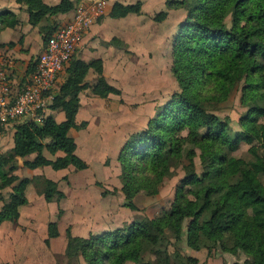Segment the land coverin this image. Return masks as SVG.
I'll use <instances>...</instances> for the list:
<instances>
[{"label": "trees", "instance_id": "16d2710c", "mask_svg": "<svg viewBox=\"0 0 264 264\" xmlns=\"http://www.w3.org/2000/svg\"><path fill=\"white\" fill-rule=\"evenodd\" d=\"M27 7L29 23L37 27L44 19L64 15L75 9L72 0L48 5L44 0H18ZM142 2L124 5L116 2L110 16L114 19L142 14ZM169 9H184L186 21L181 24L172 43L174 66L172 74L179 91L174 93L147 127L130 135L119 152L121 178L125 182L127 206L137 210L131 202L142 191L156 193L159 184L169 174L171 164L178 160L188 144H201L203 173L198 176L191 150L186 180L178 187L171 209L161 216L134 222L126 228L92 234L88 238L68 232L67 256L79 257L85 264H195L178 251L171 255L172 240L182 242L187 221V242L190 248L223 249L233 254L240 251L249 259L244 264H264V0H167ZM167 11L154 20L164 22ZM232 17L231 27L227 19ZM20 25L10 11L0 13V33ZM59 25L46 27L45 45ZM112 44L124 47L119 39ZM4 45L0 44V48ZM37 64V61H36ZM35 64V67H36ZM33 67L28 75L34 71ZM90 70L99 76L92 92L100 98L121 91L104 78L101 60L85 63L74 57L66 69L52 104V111H61L66 120L58 123L54 117L44 119L43 125H17L14 147L0 155V193L12 189L10 202L0 209V226L4 222L17 223L21 207L29 203L26 191L30 185L48 203L59 202L66 194L58 183L43 176L21 179L16 172L19 159L25 167L37 169L51 166L55 171L70 167L78 171L89 168L77 154L75 139L70 131L86 129L87 122L77 123L81 108L80 94L87 88ZM245 82L241 98L247 114L241 119L242 131L234 132L229 120L209 111V104L228 100L234 89ZM187 133L183 136V133ZM47 139L51 141L45 143ZM252 146L254 160L238 165L229 152L241 143ZM258 143V146L255 145ZM63 152V157L49 160ZM36 155L34 160L29 157ZM66 178V177H65ZM194 186L196 199L189 197L186 186ZM49 239L60 236L59 226L51 222ZM147 255L154 260H145Z\"/></svg>", "mask_w": 264, "mask_h": 264}, {"label": "rangeland", "instance_id": "374dc122", "mask_svg": "<svg viewBox=\"0 0 264 264\" xmlns=\"http://www.w3.org/2000/svg\"><path fill=\"white\" fill-rule=\"evenodd\" d=\"M72 1L76 5L81 3V0ZM123 1L135 4L138 0ZM147 3L149 7L143 9L144 14L141 18L129 16L126 19H111V23H115L116 26L120 23L117 36L123 37L129 45L128 48L114 45L120 50L118 58L123 71L114 82L123 88L124 94L118 100L120 99L119 101L127 107L121 106L120 110L117 108L119 101L106 103L98 97L96 98L98 102H95L88 93L84 96L82 114H79L78 121H82L83 117L90 118L91 114L95 113L98 116L94 118L91 129H96V121L101 123L104 129L92 135L82 131L77 138L74 135L77 132L71 131L78 145V156L88 162L91 169L78 171L71 167L56 172L52 168L33 171L21 166L17 172L21 178L32 179L46 170L51 172L49 176L57 182L63 178L59 182V189L66 194L65 199L49 204L45 197L31 186L27 191V197L33 200V204L31 208L24 209L23 216L28 219L34 213L32 229L41 233L45 231L47 221L58 224L61 233L59 239L53 240V243L58 242L52 245V264H85L79 257L66 255L69 231L73 236L88 238L92 234H104L126 228L146 218L154 219L169 211L175 201L178 187L186 180L187 168L191 165L189 155L191 150L196 151L194 166L198 176L201 178L203 173L201 144H188L182 156L172 162L170 172L159 184L157 192L142 191L131 199L137 207L136 211L127 206L130 201L126 195L125 182L121 178L122 170L118 160L121 147L125 143L122 137L128 138L133 132L145 129L149 120L159 113L161 106L179 91L178 82L172 74L174 66L172 43L181 29V24L187 19V12L184 9H169L167 0H147ZM163 4L166 7L164 11H167L169 16L163 23H157L154 17L163 11L159 9ZM154 10L156 13L152 16ZM131 18L133 20L128 23ZM227 24L231 27L232 17L227 19ZM46 27L42 29L44 33L47 31ZM244 86L245 82L242 81L228 100L208 105L211 113L223 120H229L236 133L242 131L241 119L248 111L241 102ZM132 108L136 111H131ZM261 125L264 129V118ZM13 131L0 130V155L13 148ZM182 135L186 136L187 133L184 132ZM255 145L258 146V143L255 142ZM251 148V145L243 142L237 150L229 154L238 161V165H245L254 160ZM186 187L189 189V197L196 199L194 186ZM5 198L6 195H0V200L4 201ZM190 221L185 224L183 241H171L169 247L171 255L178 251L185 258L195 259V264H244L249 259L243 251L233 254L220 248H203L200 251L190 248L186 234ZM48 259L46 258L47 262ZM145 260H154V257L147 255Z\"/></svg>", "mask_w": 264, "mask_h": 264}, {"label": "crops", "instance_id": "0c3cea01", "mask_svg": "<svg viewBox=\"0 0 264 264\" xmlns=\"http://www.w3.org/2000/svg\"><path fill=\"white\" fill-rule=\"evenodd\" d=\"M46 4L48 5H56L60 3L62 0L53 1V0H44ZM83 1H91V0H81ZM141 1L142 6V14L140 15H129V16H137L138 18H141V16L144 14L143 9L149 7L147 0H138ZM137 1V2H138ZM116 2L122 3L124 5H130L134 3L125 2L123 0H106V6L104 9V15L100 17L96 23L91 28L90 32L83 38L81 41L76 57L77 59L85 62V63H91L96 60H101L103 63L104 68V78L107 80V82L114 86L115 88L119 89L121 91V95H114L111 94L108 98H101L108 102L113 101H119L118 98H121L124 94L123 88L119 87L114 80L120 75V73H123L120 62H119V51L117 47H114V44H112V41L116 38L122 41L125 46L124 48H128V43L125 41V39L121 36H117L118 32V26L119 24L111 23V19H114L110 16L113 6ZM159 9L166 10L165 4L161 5ZM75 10V9H74ZM74 10L70 13L64 14V15H58L49 19H44L40 25L37 27L32 26L29 23L30 15L28 12V9L25 5L18 3V0H0V13L4 11H10L16 15L17 20H19L20 25H18L15 28H6L0 33V44L4 45L2 49L9 52L14 59L16 60V85L20 87V85L25 81V78L28 75V72L35 67L36 61L38 57L43 53L45 48V42L43 39L44 32L43 28L51 25H62L67 20H69ZM162 12V11H161ZM156 13V11H153L152 16ZM160 13V12H159ZM158 14V13H157ZM156 14V15H157ZM151 15V14H149ZM129 16L121 19L129 18ZM134 17V18H137ZM155 18V17H154ZM117 20V19H114ZM133 18L128 20V23L132 21ZM155 21V20H154ZM156 22V21H155ZM127 23V24H128ZM163 23V22H161ZM116 30V31H115ZM116 32V33H115ZM18 36V38H17ZM122 38V39H121ZM120 47V46H119ZM99 79V76L94 72V70H90V72L87 75L85 84L87 85V88L83 90L80 94L81 99V108L78 113L82 114V106L84 101V96H86L88 93L93 97V101H97V96H95L92 92L93 86L97 83ZM136 91L134 92V94ZM140 94V93H139ZM100 98V97H98ZM117 98V99H116ZM150 99V97H149ZM151 101V99L149 100ZM98 102V101H97ZM117 108L121 110V106L127 107V105L122 104V101H119V104L117 103ZM123 107V108H124ZM131 111H136V109ZM44 119L46 117L52 116L55 118V120L58 123H62L66 120V115L64 112L61 111H52L49 108L44 112ZM77 116V123L81 124L82 122H87L88 126L86 129L77 131L75 130L73 132L75 137L77 138L78 134L82 131H85L86 134L95 133L96 131H102L104 129L103 125H100L101 123H98L96 121V129H91L93 127V120L98 115L95 113L91 114L90 118H84L82 121H78ZM44 121V120H43ZM38 123L39 125H43L44 122ZM118 123L117 121H114ZM16 125L14 127H8L7 129H12L13 131V147H14V136L16 131ZM99 127V129H98ZM147 127V126H146ZM71 130V131H72ZM144 130V129H142ZM141 130V131H142ZM70 131V136L71 135ZM134 133V132H133ZM132 133V134H133ZM131 134V135H132ZM121 136V134L119 135ZM130 136V135H129ZM74 138V137H73ZM122 141H127V137L123 136ZM75 139V138H74ZM83 140V139H82ZM51 140L47 139L45 143H49ZM76 142V139H75ZM125 144V143H124ZM77 145V143H76ZM122 148V147H121ZM120 150V149H119ZM77 151H78V145H77ZM76 151V154H77ZM44 156L49 160H56L58 157H63V152H58L56 155H52L48 150H44ZM78 155V154H77ZM32 156H34L32 159H30ZM29 157L30 160H34L36 158V155H32ZM23 159H19V168L24 165ZM85 161V160H84ZM88 163V162H87ZM89 168L85 171H88L91 169V165L88 163ZM46 168H52L51 166L42 167L33 169V171H37L40 169H46ZM71 168V167H70ZM53 169V168H52ZM69 169V168H68ZM19 170V169H18ZM54 170V169H53ZM67 170V169H66ZM42 174L38 173L33 178L38 176L46 177L50 180H53L50 175L51 172H48L44 170ZM55 171V170H54ZM63 171V170H61ZM18 172V171H17ZM16 172V174H17ZM48 172V173H46ZM59 172V171H56ZM18 175V174H17ZM19 176V175H18ZM48 176V177H47ZM20 177V176H19ZM21 178V177H20ZM32 178V179H33ZM65 178V177H64ZM25 179V178H21ZM29 179V178H28ZM63 178L59 180V182L62 181ZM55 181V180H53ZM57 182V181H55ZM59 182L58 186H59ZM30 185L28 189L31 187ZM27 189V191H28ZM26 191V196H27ZM12 192V189H6L3 192L0 193L3 195H6V198L3 200H0V209L6 204L10 202V194ZM7 193V194H6ZM41 199L43 198L40 196ZM29 203L20 209V218L17 223L12 222H4L0 226V264H40L42 262L46 264H52V245L53 240L59 239H51L50 243L47 244V240L49 239L48 234V226L52 221L46 222V229L44 232H37L36 230L32 229L35 215L33 213L32 216H30L28 219H25L24 216V209L31 208L33 204V200L29 199L27 197ZM46 201V200H45ZM47 202V201H46ZM51 204V203H49ZM28 223L30 226H28ZM61 233V232H60ZM68 244V243H67ZM67 247V245H66ZM65 247V249H66ZM46 258H49V262L46 261Z\"/></svg>", "mask_w": 264, "mask_h": 264}, {"label": "built area", "instance_id": "2783aa9c", "mask_svg": "<svg viewBox=\"0 0 264 264\" xmlns=\"http://www.w3.org/2000/svg\"><path fill=\"white\" fill-rule=\"evenodd\" d=\"M105 6L106 0L76 5L72 17L59 25L20 87L16 85V60L0 48V130L44 120V112L65 80L66 69L83 38L104 15Z\"/></svg>", "mask_w": 264, "mask_h": 264}]
</instances>
